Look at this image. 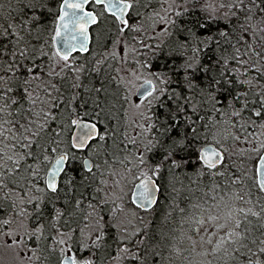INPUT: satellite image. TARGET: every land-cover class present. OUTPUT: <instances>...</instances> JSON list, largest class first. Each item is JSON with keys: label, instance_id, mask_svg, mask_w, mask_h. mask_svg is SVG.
Returning <instances> with one entry per match:
<instances>
[{"label": "snow or ice", "instance_id": "1", "mask_svg": "<svg viewBox=\"0 0 264 264\" xmlns=\"http://www.w3.org/2000/svg\"><path fill=\"white\" fill-rule=\"evenodd\" d=\"M0 264H264V0H0Z\"/></svg>", "mask_w": 264, "mask_h": 264}]
</instances>
